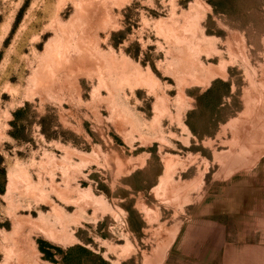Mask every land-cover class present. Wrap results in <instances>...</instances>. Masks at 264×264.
I'll use <instances>...</instances> for the list:
<instances>
[{
	"label": "rangeland",
	"instance_id": "374dc122",
	"mask_svg": "<svg viewBox=\"0 0 264 264\" xmlns=\"http://www.w3.org/2000/svg\"><path fill=\"white\" fill-rule=\"evenodd\" d=\"M0 264H264V0H0Z\"/></svg>",
	"mask_w": 264,
	"mask_h": 264
}]
</instances>
